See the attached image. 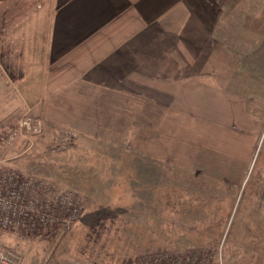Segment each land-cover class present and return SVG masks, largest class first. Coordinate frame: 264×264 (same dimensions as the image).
Returning a JSON list of instances; mask_svg holds the SVG:
<instances>
[{
    "label": "rangeland",
    "instance_id": "1",
    "mask_svg": "<svg viewBox=\"0 0 264 264\" xmlns=\"http://www.w3.org/2000/svg\"><path fill=\"white\" fill-rule=\"evenodd\" d=\"M30 5L40 10L46 0ZM199 72L193 65L183 74L179 101L114 81L98 115L94 96L83 113L79 99L56 97L74 108L54 109L40 136L8 146L11 126L0 129V172L46 180L85 204L69 230H0V250L21 264H143L198 251L210 252L211 264H264V122L249 127L237 106L210 96L211 85L228 81Z\"/></svg>",
    "mask_w": 264,
    "mask_h": 264
},
{
    "label": "crops",
    "instance_id": "2",
    "mask_svg": "<svg viewBox=\"0 0 264 264\" xmlns=\"http://www.w3.org/2000/svg\"><path fill=\"white\" fill-rule=\"evenodd\" d=\"M32 2L0 3V129L28 111L48 126L54 109L75 105L56 97L79 99L83 113L94 96L98 115L114 81L179 101L193 65L205 71L196 77L228 81L210 96L263 127L264 0H46L40 10Z\"/></svg>",
    "mask_w": 264,
    "mask_h": 264
},
{
    "label": "built area",
    "instance_id": "3",
    "mask_svg": "<svg viewBox=\"0 0 264 264\" xmlns=\"http://www.w3.org/2000/svg\"><path fill=\"white\" fill-rule=\"evenodd\" d=\"M44 132L42 118L25 115L6 132L8 146L20 140L40 136ZM85 204L75 192L58 190L46 180L4 169L0 172V230L33 232L54 226L69 230L80 220ZM210 252H194L185 256L154 255L143 264H211ZM0 264H21L10 252L0 250Z\"/></svg>",
    "mask_w": 264,
    "mask_h": 264
}]
</instances>
